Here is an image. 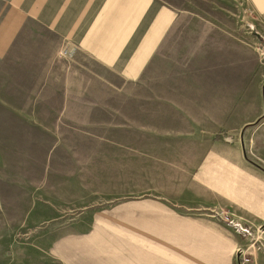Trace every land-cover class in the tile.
<instances>
[{"label": "crops", "instance_id": "obj_1", "mask_svg": "<svg viewBox=\"0 0 264 264\" xmlns=\"http://www.w3.org/2000/svg\"><path fill=\"white\" fill-rule=\"evenodd\" d=\"M246 2L259 20L252 32L238 21L235 0H0V65L32 21L56 36L55 49H75L65 69L49 61L32 79L6 73L3 88L14 94H0V130L54 136L63 121L74 128L115 114L120 134L130 119L133 151L156 153L172 169L169 182L182 185L180 212L149 198L133 214L139 228L148 217L149 246L160 247L177 227L187 242L189 226L213 227L220 214L235 231L261 232L264 83L256 42L264 0ZM141 254L132 264H171L159 262L162 248Z\"/></svg>", "mask_w": 264, "mask_h": 264}, {"label": "rangeland", "instance_id": "obj_2", "mask_svg": "<svg viewBox=\"0 0 264 264\" xmlns=\"http://www.w3.org/2000/svg\"><path fill=\"white\" fill-rule=\"evenodd\" d=\"M235 2L244 29L258 30L259 20L246 0ZM56 42L52 32L29 22L24 38L0 65L6 71L0 73V94H14L3 88L6 73L32 79L49 61L53 68L65 69L75 59V49H55ZM91 68L115 80L97 65ZM115 90L106 89L111 96ZM113 117L97 116L74 128L61 121L54 136L32 129L12 137L6 128L14 132L15 127L2 126L0 264H132L134 254L161 248L165 257L159 262L171 264H247L250 256L263 257L264 264V225L256 234L246 226L235 231L225 214L214 216L218 220L213 227L191 231L189 226L187 242L177 227L160 247L149 246L153 233L147 232L148 217L140 229L133 226V214L149 198L180 212L182 185L169 182L172 169L157 161L156 153L147 158L145 152L142 158L143 152L133 151L130 119L124 120L119 134ZM253 235L255 244L248 241Z\"/></svg>", "mask_w": 264, "mask_h": 264}, {"label": "built area", "instance_id": "obj_3", "mask_svg": "<svg viewBox=\"0 0 264 264\" xmlns=\"http://www.w3.org/2000/svg\"><path fill=\"white\" fill-rule=\"evenodd\" d=\"M256 50L258 53L259 57V68H260V73L263 79L264 83V31L262 34H260L259 38L257 39L256 42ZM67 53V51H65ZM242 231H244V228H241L242 226H238ZM243 262H240L242 264Z\"/></svg>", "mask_w": 264, "mask_h": 264}]
</instances>
